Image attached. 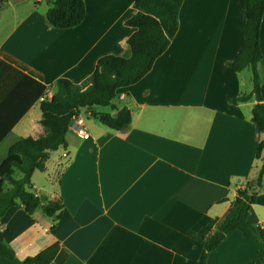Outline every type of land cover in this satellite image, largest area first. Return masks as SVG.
I'll return each mask as SVG.
<instances>
[{
    "label": "crops",
    "instance_id": "1",
    "mask_svg": "<svg viewBox=\"0 0 264 264\" xmlns=\"http://www.w3.org/2000/svg\"><path fill=\"white\" fill-rule=\"evenodd\" d=\"M84 4L79 24L57 28L46 21L49 5L41 0H0V161L18 137L44 133L40 100L52 94L56 78L80 83L99 56L129 53L126 39L135 28L124 20L139 9L133 0ZM244 6L245 0L182 1L167 48L112 99L116 109L130 110L126 128L115 130L94 116L87 122L90 111L78 110L89 136L68 128L66 144L31 175L41 201L62 200L61 215L9 206L0 216V239L15 257H0V264H22L54 241L68 252L61 264H184L198 257L200 243L189 233L221 217L259 168L255 151L264 132L251 122L257 100L229 101L250 91L251 70L225 64L243 41ZM260 46L264 100V14ZM35 81L46 85L37 99ZM250 218L264 228V173ZM257 257L255 243L233 229L206 264H250Z\"/></svg>",
    "mask_w": 264,
    "mask_h": 264
},
{
    "label": "trees",
    "instance_id": "2",
    "mask_svg": "<svg viewBox=\"0 0 264 264\" xmlns=\"http://www.w3.org/2000/svg\"><path fill=\"white\" fill-rule=\"evenodd\" d=\"M183 0H133L139 8L124 20L135 30L127 37L129 53L127 55L104 54L97 58L91 74L80 83L66 77L54 80V91L40 100L41 119L44 133L33 137L20 136L9 146L0 161V216L14 204L22 205L31 213L40 207L44 213L59 218L63 208L60 199L41 201L31 189V175L34 170H43L49 152L66 144L65 133L71 118L81 107L90 111V115L115 130L126 128L130 122V110L123 106L117 113L97 111L96 105L112 104L120 87L138 81L152 66L154 60L168 46L178 27V14ZM243 41L236 55L225 64L234 71L245 67L251 70L252 87L229 98L232 103L255 98L251 109V122L256 133L264 132V100L261 92V77L258 63L263 61L260 46V25L264 14V0H245L243 8ZM85 15L84 0H51L45 12L46 21L57 28H68L79 24ZM36 82V81H35ZM37 99L44 93L45 84L38 83ZM260 166L254 177L245 181L243 187L236 189L235 196L226 212L189 233L200 243L198 257L186 259L184 264H206L208 253L216 248L224 235L239 230L256 245L257 259L250 264H264V228L250 218V205L256 200L264 173V139L258 140L255 151ZM21 176L14 177V170ZM10 184L5 188V183ZM54 225V224H53ZM68 256L67 250L54 241L35 254L27 255L22 264H61ZM0 257H15L13 248L0 239Z\"/></svg>",
    "mask_w": 264,
    "mask_h": 264
},
{
    "label": "built area",
    "instance_id": "3",
    "mask_svg": "<svg viewBox=\"0 0 264 264\" xmlns=\"http://www.w3.org/2000/svg\"><path fill=\"white\" fill-rule=\"evenodd\" d=\"M68 128H71L77 135L81 136L82 138H87L89 136V132L85 125L84 118L79 114H74L71 118L70 124ZM63 157L68 156V152L66 150L62 153Z\"/></svg>",
    "mask_w": 264,
    "mask_h": 264
},
{
    "label": "rangeland",
    "instance_id": "4",
    "mask_svg": "<svg viewBox=\"0 0 264 264\" xmlns=\"http://www.w3.org/2000/svg\"><path fill=\"white\" fill-rule=\"evenodd\" d=\"M41 3H42V6L44 7V6H48V5H50V3H51V1L49 0H41ZM263 50H264V48H263ZM242 72H244V73H249V69L248 68H245V69H243V71ZM93 119V116L92 115H87V116H85V120L88 122V120H92ZM259 165H260V161H259V159H257L256 158V167H259ZM256 170H255V172H257V169L258 168H255ZM15 173L16 174H21L20 173V171L19 170H15Z\"/></svg>",
    "mask_w": 264,
    "mask_h": 264
},
{
    "label": "water",
    "instance_id": "5",
    "mask_svg": "<svg viewBox=\"0 0 264 264\" xmlns=\"http://www.w3.org/2000/svg\"><path fill=\"white\" fill-rule=\"evenodd\" d=\"M119 110H120V109L113 110V111H112V114L117 113Z\"/></svg>",
    "mask_w": 264,
    "mask_h": 264
}]
</instances>
